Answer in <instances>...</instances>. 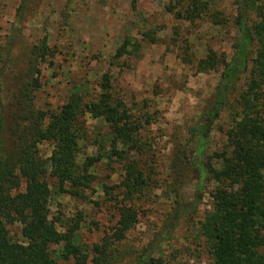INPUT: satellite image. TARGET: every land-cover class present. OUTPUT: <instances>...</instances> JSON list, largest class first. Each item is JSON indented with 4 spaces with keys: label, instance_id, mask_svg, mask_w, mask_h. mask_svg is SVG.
<instances>
[{
    "label": "rangeland",
    "instance_id": "374dc122",
    "mask_svg": "<svg viewBox=\"0 0 264 264\" xmlns=\"http://www.w3.org/2000/svg\"><path fill=\"white\" fill-rule=\"evenodd\" d=\"M20 7V0H0L4 149L10 148L13 112L19 109L13 96L25 80L31 48L42 39L51 55L37 67L39 89L32 93L31 109L56 113L77 91L83 102L94 101L105 76L112 98L123 105L130 121L141 127L136 136L139 152L130 151L125 160L107 159L104 120L83 117L85 139L78 144L77 163L105 157L89 170L93 183L83 200L62 194L53 179H46L49 216L56 219L58 231L62 224L80 217L75 243L88 254L85 264H91L92 247L110 235L118 204L125 202L120 183L123 168L133 162L146 187L138 201H133L135 225L114 245L120 256L118 264H131L160 237L165 241L154 251L165 264H212L197 227L211 211L210 192L215 184L206 186L193 215L183 214L182 208L194 199L196 181L188 168L192 148L184 149V161L176 164V171L172 156L174 145L184 144L186 131L198 120L217 83L220 66L213 61L228 60L232 54L237 37L232 27L233 0H40L27 4L24 11ZM245 83L243 77L206 138L209 157L225 148V131L234 118L230 107ZM37 149L43 158L49 156L48 144ZM212 166L218 169L219 162L212 159ZM103 186L109 190L115 187L111 192L114 200L103 194ZM175 211L179 218L171 223L168 217H175ZM8 230L19 240L18 226ZM58 248L50 247L55 264H75L56 258Z\"/></svg>",
    "mask_w": 264,
    "mask_h": 264
},
{
    "label": "trees",
    "instance_id": "16d2710c",
    "mask_svg": "<svg viewBox=\"0 0 264 264\" xmlns=\"http://www.w3.org/2000/svg\"><path fill=\"white\" fill-rule=\"evenodd\" d=\"M38 2L20 0V8L24 11L27 4ZM233 6L232 27L237 37L232 54L228 60L213 61L220 66L217 83L198 120L186 131L184 144L174 145L172 167L178 170L185 158L184 149L192 148L188 168L196 182L193 202L180 210L185 215L194 214L206 186L215 184L210 192L211 211L197 227L212 264H264V0H233ZM50 55L45 39L31 48L25 80L13 96L19 109L13 112L8 150L3 147L0 117V264H55L51 246L59 247L56 258L85 264L88 254L75 243L80 217L62 224L58 231L56 219L49 216L46 179H53L62 194L83 200L93 183L89 170L94 163L105 156L125 160L130 151L140 150L136 136L141 127L132 123L123 105L112 98L105 76L94 101L83 102L77 91L56 113L31 109L32 93L39 89L37 67ZM243 77L244 90L230 107L234 118L225 131V148L209 157L206 138ZM85 115L104 120L107 134L103 143L108 153L102 149L105 156L86 158L79 165L78 144L85 139ZM40 144L50 146L47 158L39 155ZM212 159L219 162L218 169L212 166ZM123 172L120 186L125 202L118 204L117 221L110 235L92 247L91 264H118L120 256L114 245L123 241L136 223L133 201H138L146 185L133 162H128ZM101 188L114 200L111 192L115 187ZM174 214L168 217L171 223L179 218L178 211ZM12 225L19 227V240L9 234ZM164 241L163 237L157 239L131 264H165L154 251Z\"/></svg>",
    "mask_w": 264,
    "mask_h": 264
}]
</instances>
